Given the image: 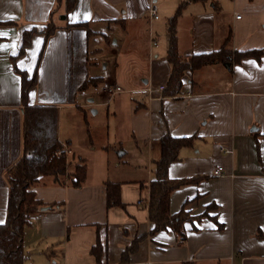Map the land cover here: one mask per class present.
Wrapping results in <instances>:
<instances>
[{
	"label": "crops",
	"instance_id": "crops-1",
	"mask_svg": "<svg viewBox=\"0 0 264 264\" xmlns=\"http://www.w3.org/2000/svg\"><path fill=\"white\" fill-rule=\"evenodd\" d=\"M182 1L75 0L66 10L65 0H0V222L6 217L7 169L23 152L16 69L28 77L36 73L27 102L56 107L57 138L76 163L86 165L78 187L50 176L33 184L42 205L24 226L27 263L122 264L123 249L142 236L129 264H264V53L185 70L174 95L107 91L116 85L125 90L166 85V22ZM151 3L156 19L148 15ZM50 21L55 28L46 37ZM82 22L86 25H76ZM113 22L121 25V43L106 64L107 78L96 75L92 51L99 48L91 50L89 41L93 34L111 40ZM104 26L109 35L97 31ZM30 29L20 52L22 33ZM229 32L233 50L264 51V0L187 2L176 22L177 50L186 62L192 54L217 50ZM93 76L101 77L98 85L105 83L101 90L81 89ZM105 95L109 125L99 147L93 126L76 134L66 116L79 112L87 121L86 109L95 114L106 103L94 96ZM165 134L192 136L168 166L169 177L190 180L171 192L170 212L184 207L199 218L196 229L184 224L182 243L171 229L150 233L149 183ZM217 165L223 175L214 174ZM109 182L117 184L121 205H107Z\"/></svg>",
	"mask_w": 264,
	"mask_h": 264
},
{
	"label": "trees",
	"instance_id": "trees-1",
	"mask_svg": "<svg viewBox=\"0 0 264 264\" xmlns=\"http://www.w3.org/2000/svg\"><path fill=\"white\" fill-rule=\"evenodd\" d=\"M184 0L179 3L176 11L166 22L167 49L165 57L170 64V74L168 76L165 94H176L181 87L180 77L185 70L193 71L204 65L215 63H238L243 57L253 56L259 58L264 53L263 50H233L228 42L230 32L225 42L217 50L208 53H195L188 61L179 54L177 50L176 22L185 4ZM203 1V0H199ZM75 4V0H65L66 10H70ZM48 30L45 36H49L55 28L50 21L47 23ZM86 25L77 23L76 25ZM34 29L24 30L20 52L28 45ZM21 80V103L22 114V134L23 152L21 156L7 169L8 197L6 204V217L0 222V264H29L23 248L24 226L30 218L31 212L42 205L36 198L33 184L43 176H50L55 183L69 184L78 187L82 184L86 165L83 160L76 163L72 170L68 169L69 162L66 161L64 148L57 138L56 107L50 104L31 105L27 102V93L30 87L36 83V73L28 77L23 70L16 69ZM98 76L87 78L81 89L95 87L101 81H94ZM165 94V95H166ZM192 136L175 137L165 134L160 139V155L154 161V175L149 183L148 217L152 222L150 233L159 230L171 229L178 243H182L186 238L184 224L190 222L192 228L196 229L194 220L198 216L191 215L184 207L177 212H170L169 200L171 192L190 180L185 178H171L168 175L169 164L178 158V151L181 147L190 144ZM109 193L107 195V205H121L118 196L117 184L107 183ZM214 208L215 204L212 205ZM206 214V212H204ZM200 214L199 216L205 215ZM221 227V224H218ZM142 236L134 237L131 243L126 246L120 256L122 264H129L130 255L136 252ZM98 250L101 246L95 245ZM94 250V249H93ZM97 253V257H98Z\"/></svg>",
	"mask_w": 264,
	"mask_h": 264
},
{
	"label": "rangeland",
	"instance_id": "rangeland-1",
	"mask_svg": "<svg viewBox=\"0 0 264 264\" xmlns=\"http://www.w3.org/2000/svg\"><path fill=\"white\" fill-rule=\"evenodd\" d=\"M118 22H113V23H109V29H114L116 28L115 32L111 35V40H109V38L104 37L101 34H93V36L91 37L89 44L91 46V50H93L94 47H98V51L97 52H93L92 51V57L96 60V62L98 63V73L96 75H103V76H107V78H109V66H106L111 64L112 62V58L115 57L114 55L117 54L120 48H119V43L121 42H117L119 36H120V24H117ZM48 24H46L44 26V30L47 31L48 30ZM120 25V26H118ZM109 29L107 30L104 27H101L100 29H98L97 31H102L105 33H108L109 35ZM107 31V32H106ZM121 37V36H120ZM115 72H113L114 74ZM100 76H98V79L94 80V81H99ZM101 78V77H100ZM105 85L104 84H100L97 85L95 88L96 91H100L101 87H103ZM109 95V94H108ZM91 97V96H90ZM95 99H103V101H106V103L95 107L98 109L97 113H93L92 110L86 109V115H87V121L83 120L82 118V114H79V112H76L74 114H70V113H66L67 116L66 118H68L72 124V131L76 134L80 133L82 131L83 128H90V126H93L94 129V134H95V141L98 143L97 145L100 147L101 144H103V141L105 142L106 139V135H105V129L107 128V126L109 125V101L106 97L108 96H103L102 98H97L96 96H94ZM107 99V100H106ZM96 101V100H95ZM67 119V120H68ZM109 139V134L107 136V141ZM65 151V150H64ZM121 151V150H120ZM119 151V152H120ZM65 156H66V161L69 162L68 165V169L72 170L74 167V162L76 163V160H78V158H76V156L72 155L70 156L69 153L65 152ZM213 206L210 205L205 209V212H208L210 210H213Z\"/></svg>",
	"mask_w": 264,
	"mask_h": 264
},
{
	"label": "built area",
	"instance_id": "built-area-1",
	"mask_svg": "<svg viewBox=\"0 0 264 264\" xmlns=\"http://www.w3.org/2000/svg\"><path fill=\"white\" fill-rule=\"evenodd\" d=\"M147 11H148L149 17L155 18V19L158 18L157 7H156V5L154 3H151L149 5ZM235 17L239 18L240 14H235ZM164 89H165V84H159L156 87H152L151 85H148V86H143L141 88L128 89V90H125V89L121 88L120 86L116 85V86L108 87L107 91H108V93L110 92V95H111V94H114L115 92H121V91H128L131 94H140V93H142V94H150L154 90H157V91H159L161 93V96H162ZM225 151H227V150H225ZM222 170H223L222 166L221 165H217L215 167V169H214V174L223 175Z\"/></svg>",
	"mask_w": 264,
	"mask_h": 264
},
{
	"label": "water",
	"instance_id": "water-1",
	"mask_svg": "<svg viewBox=\"0 0 264 264\" xmlns=\"http://www.w3.org/2000/svg\"><path fill=\"white\" fill-rule=\"evenodd\" d=\"M46 207L42 206L41 209H45Z\"/></svg>",
	"mask_w": 264,
	"mask_h": 264
}]
</instances>
